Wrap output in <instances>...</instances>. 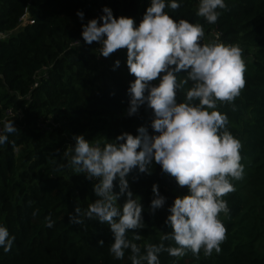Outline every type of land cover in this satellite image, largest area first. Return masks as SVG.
Masks as SVG:
<instances>
[{"label": "trees", "instance_id": "obj_1", "mask_svg": "<svg viewBox=\"0 0 264 264\" xmlns=\"http://www.w3.org/2000/svg\"><path fill=\"white\" fill-rule=\"evenodd\" d=\"M146 1L0 0V32L4 33L0 36V115L9 107L8 119L13 118L18 129L0 145V225L15 237L11 251L0 248V264H131L130 250L122 260L110 254L114 235L109 225L98 220L69 223V214L76 215L77 206L85 211L96 199V181L74 173L64 151L81 134L103 144L123 132L137 135L140 126L153 133L154 114L147 105L137 114H127L128 88L135 77L127 67L126 49L105 58L97 42L87 44L81 35L82 24L102 16L105 6L116 17H132L138 26ZM176 2L178 9L165 11L177 22L200 23L205 34L213 33L214 41L238 43L243 49L246 86L234 102L218 101L217 110L228 116L227 130L242 142L244 174L232 181L235 191L223 197L229 211L219 216L227 229L221 252L205 256L201 251L196 257L188 251L182 258L162 252L160 264H264V0H225L227 8L218 9L221 15L215 24L197 15L199 0ZM78 10L84 13L83 21ZM21 16L25 21L20 25ZM116 60L119 67H114ZM177 75L183 78L187 73ZM190 86L178 91L177 102L184 101ZM40 117L52 124L38 127ZM53 161L65 167L56 171ZM152 167L151 175L137 168L126 177L144 207L145 227L135 230L142 239L134 241L142 252L145 244H159L160 237L172 230L166 223L169 208L188 191L158 164ZM114 183L118 192V180ZM153 184L166 198L154 213L150 209ZM125 201L126 196H121L118 203L122 206ZM49 214L54 221L51 228L45 219ZM133 235L129 231L128 238Z\"/></svg>", "mask_w": 264, "mask_h": 264}, {"label": "clouds", "instance_id": "obj_2", "mask_svg": "<svg viewBox=\"0 0 264 264\" xmlns=\"http://www.w3.org/2000/svg\"><path fill=\"white\" fill-rule=\"evenodd\" d=\"M166 7L174 11L179 4L176 0L169 4L151 0L136 26L132 17H116L105 6L102 16L82 24L81 33L85 43L100 45V55L105 58L126 49L127 67L135 77L128 88L127 114H137L141 106L147 105L154 114L153 133L140 126L137 135L123 132L115 141L103 144L92 143L81 134L74 136V146L64 151L67 166L74 173L96 181V199L85 211L77 206L76 215L69 214V223L84 225L86 220H98L109 225L114 235L110 254L122 260L125 251L130 250L131 264H160L162 252L178 258L188 251L196 257L201 251L205 256L213 251L219 254L227 239V229L219 216L229 211L223 197L235 191L232 181L241 180L244 174L242 142L227 130L228 116L217 110L218 101L234 102L246 86L243 49L238 43H202L204 27L186 19L177 22ZM226 8L225 0H199L197 15L215 24L221 15L218 9ZM77 16L83 21V11L78 10ZM119 64L116 60L114 67ZM181 72L187 75L178 78ZM189 83L184 101L177 102L178 91ZM17 131L13 118L5 120L0 145L8 142V134ZM53 163L56 171L65 167ZM153 164L188 191L178 195L169 208L166 223L172 230L160 237L159 244H145L142 252L134 241L142 239L135 230L145 227L144 207L141 198L134 197L126 177L137 168L151 175ZM117 180L118 192L114 191ZM152 190L150 209L154 213L164 206L166 198L158 185L153 184ZM121 196H126L122 206L118 203ZM45 219L47 227H53L51 214ZM129 231L134 232L131 239ZM14 240L8 228L0 225V248L5 253L11 251ZM166 241L176 246L166 245ZM98 243L103 246L104 241Z\"/></svg>", "mask_w": 264, "mask_h": 264}, {"label": "built area", "instance_id": "obj_3", "mask_svg": "<svg viewBox=\"0 0 264 264\" xmlns=\"http://www.w3.org/2000/svg\"><path fill=\"white\" fill-rule=\"evenodd\" d=\"M151 4V0H147L146 1V9L147 7H149ZM25 21V18L23 16L20 17V23ZM22 22V23H23ZM30 22V20H29ZM0 36H4V33L0 32ZM33 84H36V81L33 82ZM12 116V111L9 107H6L3 109L2 114L0 115V130L3 129V123L5 120H7L8 118H10ZM52 124V122L49 119H45V118H38L37 119V125L38 127L42 128V129H46L49 127V125Z\"/></svg>", "mask_w": 264, "mask_h": 264}, {"label": "rangeland", "instance_id": "obj_4", "mask_svg": "<svg viewBox=\"0 0 264 264\" xmlns=\"http://www.w3.org/2000/svg\"><path fill=\"white\" fill-rule=\"evenodd\" d=\"M23 22V21H22ZM20 23V25L21 24H23V23ZM213 33H211V32H208V33H206L205 34V36H204V39H203V41H202V43H207V42H210V41H214L212 38H213ZM215 35V34H214Z\"/></svg>", "mask_w": 264, "mask_h": 264}]
</instances>
